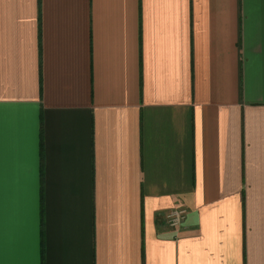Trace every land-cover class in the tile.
I'll return each mask as SVG.
<instances>
[{
	"label": "crops",
	"instance_id": "0c3cea01",
	"mask_svg": "<svg viewBox=\"0 0 264 264\" xmlns=\"http://www.w3.org/2000/svg\"><path fill=\"white\" fill-rule=\"evenodd\" d=\"M0 264H264V0H0Z\"/></svg>",
	"mask_w": 264,
	"mask_h": 264
},
{
	"label": "built area",
	"instance_id": "2783aa9c",
	"mask_svg": "<svg viewBox=\"0 0 264 264\" xmlns=\"http://www.w3.org/2000/svg\"><path fill=\"white\" fill-rule=\"evenodd\" d=\"M187 210L184 208H174L167 212L166 221L172 227H178L186 218Z\"/></svg>",
	"mask_w": 264,
	"mask_h": 264
}]
</instances>
